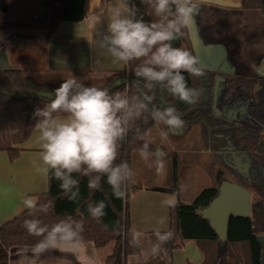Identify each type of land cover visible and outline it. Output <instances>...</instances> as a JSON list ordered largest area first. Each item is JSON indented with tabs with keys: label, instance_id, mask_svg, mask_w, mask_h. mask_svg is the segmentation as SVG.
Returning <instances> with one entry per match:
<instances>
[{
	"label": "crops",
	"instance_id": "0c3cea01",
	"mask_svg": "<svg viewBox=\"0 0 264 264\" xmlns=\"http://www.w3.org/2000/svg\"><path fill=\"white\" fill-rule=\"evenodd\" d=\"M243 1L195 0L198 12L194 25L190 27L198 42L199 67L217 71L227 62L234 73L237 72L238 67L227 50L221 57L215 55L219 43L205 41L200 35L199 23L201 18H214L209 14L221 18L225 15L227 19L229 14L236 12L243 16ZM245 1L250 3L251 14L259 19L260 12L253 10L252 0ZM116 9L124 15L134 12L151 16L147 0H88L83 20L62 21L51 35L35 31L34 35L27 37L29 41L21 42L20 38L19 41L14 39V32L0 30V92L6 95L16 93L5 70H19L24 77L38 84L56 85L74 77L78 82L92 86L94 81L106 80L125 71L127 64L113 63L103 39L109 35L108 22ZM44 14L43 0H0V27L25 25L43 19ZM187 31L190 43V28ZM221 76L233 75L221 73ZM27 116L20 104L0 106V225L13 221L30 209L25 207L26 199L33 200L36 206L39 197L47 194L49 189V173L44 171L46 166L40 159L39 133L35 131V125L42 117L36 114L29 115L30 118ZM52 118L66 119L67 114L56 112ZM155 127L156 130L145 136L153 148L148 151L147 160L140 157L139 151L132 152L128 161L131 175L127 169V179L123 181L128 230L134 249L124 264H203L204 249L195 241L177 240L172 249L170 237L165 240L159 237L170 232L173 206L191 204L203 190L216 186L218 173L228 172L229 165L221 156L226 150L223 137L213 135L200 125L168 129L158 121ZM161 132H167V136H161ZM173 160L177 166L174 187L170 181ZM221 177L222 181L227 180ZM110 243L96 249L90 241L55 242L54 247L50 245L33 256L35 246L6 249L0 242V264H20L22 253L34 259L35 264H104L114 248V242ZM204 247L206 251L211 249L208 245ZM233 247L242 252V263L236 258L238 264H249L244 247L230 245L231 254Z\"/></svg>",
	"mask_w": 264,
	"mask_h": 264
},
{
	"label": "trees",
	"instance_id": "16d2710c",
	"mask_svg": "<svg viewBox=\"0 0 264 264\" xmlns=\"http://www.w3.org/2000/svg\"><path fill=\"white\" fill-rule=\"evenodd\" d=\"M87 1L43 0L45 8L43 19L33 20L25 25L6 24L0 27V30L15 32L12 35L15 40L30 37L35 34V31L51 35L56 25L62 21L78 22L83 20L86 16ZM245 2L247 3L244 0ZM252 3L253 8L257 7L264 13V0H252ZM150 14L155 22L161 19L154 15L151 6ZM141 63L138 61L129 62L125 71L111 75L102 86L108 90L117 80L126 76L127 83L109 89V94L116 92L125 94L130 105L136 103L137 100L147 104V110L142 111L139 117L133 116L128 120V130L124 138L118 141L117 156L113 166L122 163L128 165L130 154L138 151L145 143L148 145L147 152L152 151V145L147 142L145 136L158 123V120L154 119L152 115L155 109L174 107L184 121L183 127L202 124L210 132L219 131L221 134L229 136L237 151L251 154L245 186L249 187L256 199L251 205L250 217L229 216L225 243L219 245L217 234L200 214V211L206 208L218 194V187L222 182V174L218 173L216 186L203 190L191 204L178 203L171 209L169 232L171 233V248L175 247L177 240H192L204 249L203 264H231L229 262L230 245L244 243L249 254V264H261V246L257 237L264 235V136H259V130L264 127V78L260 80L262 90L258 94H253L254 87L259 83L258 80L226 78L223 82L217 105L222 101L229 105L236 100L246 103L245 113L248 116V122L241 127H235L232 121L215 116L212 110L215 72L203 69L202 77L184 74L189 87L203 89V94L197 102L187 104L173 96L164 84L151 82L152 87H147L149 82L134 74V69ZM4 73L14 86L16 93L6 95L0 92V106L23 105V111L28 115V118L32 117L29 115L35 114L34 110L37 107L45 109L49 103V100L35 97L34 94L36 92H51L60 84H38L32 79L24 77L19 70H5ZM82 84L92 86L90 83ZM146 95L152 97L151 102L144 99ZM176 167V162L173 160L170 175L172 187L177 181ZM97 175H100L99 186L97 189H90L88 182ZM122 175L127 176V169H122ZM72 178L78 181V192L74 188L72 192L66 193L60 188L61 181L56 179L52 172H49L47 194L39 197L35 207L26 210L13 221L0 225V242L6 249L13 246L31 247L46 242L47 233L44 236H37L30 234L24 228L23 223L26 219H38L41 226H46L48 229L57 224H71L77 232V236L72 240H67L63 234H57L55 242L90 241L96 249L114 242L113 251L106 258L104 264H124L126 257L134 250L128 230L125 184L122 182L120 185L123 195L117 197L113 194V189L104 174L90 173L88 176H84L80 173H73ZM241 186L244 187V185ZM73 193H75L74 198L69 199ZM99 201H103L106 207L104 215L97 218L90 213L89 206H94ZM77 224L80 225L79 229L76 228ZM207 245L211 246L209 251H206V247H204Z\"/></svg>",
	"mask_w": 264,
	"mask_h": 264
},
{
	"label": "clouds",
	"instance_id": "9594fccd",
	"mask_svg": "<svg viewBox=\"0 0 264 264\" xmlns=\"http://www.w3.org/2000/svg\"><path fill=\"white\" fill-rule=\"evenodd\" d=\"M156 17V22L145 23L143 19H136L134 12L124 15L119 9L113 11L108 22L109 35L104 36L108 52L113 63L128 64L131 61L143 62L134 69L137 77H142L152 83L164 84L167 90L179 101L192 104L197 102L203 94L202 88L189 87L185 73L194 77H202L204 71L199 67V60L189 50L173 47L183 30L195 23L198 12L195 0H147ZM158 69V70H157ZM49 103L43 110H36V115L42 119L36 123L35 131L39 133L41 143L40 159L45 173L52 172L61 181L60 188L66 193L77 189L78 181L72 178L73 173L88 176L90 173L104 174L107 182L117 197L123 195L120 185L127 179L122 175V169H128L126 163L113 166L117 156V144L127 132L128 120L147 110V104L137 100L131 104L125 94L116 92L109 94L106 88L85 86L74 77L63 80L58 87L45 94ZM151 102V96H145ZM62 112L66 119H53L52 114ZM153 118L162 122L168 129L182 127L184 121L177 114L174 107L155 109ZM167 136V132H161ZM148 145L140 148L139 155L147 160ZM161 166V165H158ZM131 175V170L128 169ZM100 175L88 182L90 189H97ZM75 193L69 196L74 198ZM25 207H35L31 199L24 201ZM106 207L103 201L89 206L94 217L104 215ZM24 228L30 234L44 236L46 242L35 246L33 256L39 255L47 247L55 246L57 234H63L67 240L77 236L71 224H57L48 229L41 226L38 219L25 220ZM79 229L80 225H76ZM159 235V234H158ZM171 236V233L160 235L161 240ZM35 264L34 259L22 253L20 264Z\"/></svg>",
	"mask_w": 264,
	"mask_h": 264
},
{
	"label": "flooded vegetation",
	"instance_id": "af4514ba",
	"mask_svg": "<svg viewBox=\"0 0 264 264\" xmlns=\"http://www.w3.org/2000/svg\"><path fill=\"white\" fill-rule=\"evenodd\" d=\"M252 4L253 3L251 2V5ZM249 5H250L249 2L244 3L243 1L242 11L244 12V14L243 16H241L242 17L241 20L243 21L241 22L239 21V23L232 22L233 24L232 28L231 27L228 28V26H231V22L227 18H221V17L201 18L200 23H199L200 35L207 42L219 43L221 41L224 42V40L230 39L232 34L238 35L236 31H240V33H243L244 31H246L248 33L247 34L245 33V36H244V33L242 34L244 36V37H241L242 41H256V42H259L262 47H264V13L255 6L256 8H253V10H258L260 12L261 17L257 20L259 23L251 24L250 21H248V17L250 16L254 17V15L251 14L252 9L250 8L251 6ZM235 24H238V26L239 25L241 26L239 27L237 26V28L236 27L233 28ZM183 31H184L183 35L179 36L180 43L178 45L183 46L184 44H186V49L189 50L193 54V51H191L192 50L191 44L188 41V36H189L188 31L187 29ZM228 55L230 59L234 62V64L238 67V70L236 73L233 74V76L227 77V79L242 78V79L258 80L259 83L254 87V90H253V94H258L262 90V85L260 84V80L264 78V51L262 50L261 52L259 51L254 52V54L250 55L248 54V52H246V50H243L242 55L238 56V58H235V60L232 59V56L230 53ZM213 72L216 73V76H221V73H219V70L213 71ZM222 84L223 82H221L218 86L217 97H216V109L214 110L212 107L214 115L229 119V121L230 122L232 121L235 127H241L245 123L248 122V116L245 113L246 103H244V101L236 100L235 102L229 105H226L224 101H222L221 104L217 105L218 95L220 93V90L222 89ZM212 102H213V96H212ZM195 125H200L204 129L208 130L202 124H195ZM210 133H214L213 135H220L223 137L222 144L225 146L226 150L223 151L224 153H222L221 156L223 159L222 161L225 162L227 165H229V167L232 166L233 162L238 158H240L239 160L241 161V163L249 162L251 154L241 153L237 151L235 149L234 142L229 138V136L221 134L219 131H214ZM259 136L261 137L264 136V127H262L259 130ZM228 173L233 174V175L235 174L231 172V168H229ZM263 178H264V175H263ZM245 180L247 182V179ZM245 185L246 184H244V187L250 192V198H251L252 191L249 189V187L247 188ZM253 202L254 201H252V203ZM250 215H251V207H250Z\"/></svg>",
	"mask_w": 264,
	"mask_h": 264
},
{
	"label": "water",
	"instance_id": "95a60500",
	"mask_svg": "<svg viewBox=\"0 0 264 264\" xmlns=\"http://www.w3.org/2000/svg\"><path fill=\"white\" fill-rule=\"evenodd\" d=\"M190 28V44L192 51L196 57H198L197 53V40L195 39L194 35H192L193 31H191ZM180 43V38L173 42V47L178 45ZM226 67H221L219 69V73H227L229 75H233L234 71L231 68V71L225 70ZM206 70H212L215 71L212 68H202ZM127 78L122 77L121 79L117 80L109 89H112L115 86H118L122 83L126 84L127 83ZM225 78L222 76H216L215 77V82H214V87H213V109H216V97H217V91H218V86L221 82H224ZM46 93L49 92H36L34 95L35 97L38 98H45L49 100V98L46 97ZM163 102V98L161 99ZM235 115V113H234ZM226 119V118H225ZM229 120V119H226ZM183 127V126H182ZM181 128V127H179ZM240 158L236 159L231 168V170L240 176L243 179H247V173H248V167L249 164L248 162L246 163H241L239 160ZM250 207H251V202H250V192L242 187L241 185L226 180L222 181L218 187V194L215 198L211 200L209 205L202 209L200 211L201 216L206 219L210 225V227L215 231V233L218 236V241L219 245H223L226 240V232H227V223L229 216H239V217H248L250 215ZM257 241L259 245L261 246V264H264V235H260L257 237Z\"/></svg>",
	"mask_w": 264,
	"mask_h": 264
},
{
	"label": "rangeland",
	"instance_id": "374dc122",
	"mask_svg": "<svg viewBox=\"0 0 264 264\" xmlns=\"http://www.w3.org/2000/svg\"><path fill=\"white\" fill-rule=\"evenodd\" d=\"M230 15L232 17H230ZM209 16L210 17H216L215 14H209ZM228 16H229L228 19L231 22V26H228V28H230V27L232 28V25H233L232 22H238L239 23V21L240 22L243 21V20H241L242 19L241 15H238L237 12L236 13H233V14H229ZM223 17L226 18L225 15ZM135 18L136 19H143L145 23L155 22L154 19H153V17L149 16L148 14H144V13H135ZM257 20H258V18L251 17V16L248 17V21H250L251 24H257V23H259ZM237 26H238V24H235V26H233V28H235V27L237 28ZM239 26H241V25H239ZM236 32L238 33V35L232 34V36H231L230 39L224 40V42L223 41L219 42V46H218V49H217V52L215 53V55H217L218 57L219 56L221 57L225 53V50H227L228 51V54L230 53L231 56H232V59L235 60V58H238V56H241L242 55L243 50H246V52H248V54H250V55L254 54V52H258V51L261 52L262 50L264 51V47H262L259 42H256V41H242L241 37H244L245 36V33L247 34L248 32L244 31L243 32L244 33V36L242 35L243 33H240V31H236ZM183 33H184V31L182 32L181 35H183ZM240 35H242V36H240ZM19 40L21 42H23V41H29V38H27V37H26V39L20 38ZM28 44L30 45V43H28ZM176 47H181V48H185L186 49V44H184L183 46L182 45H180V46L177 45ZM136 61H138V63H141L143 61V59L136 60ZM223 67H226L227 68L226 69L227 72L228 71H231V67H230L229 63L225 62L223 64ZM106 80L105 79H99L98 81H94L93 84H94V86L102 87V86L105 85ZM21 106L24 108L23 105H21ZM38 109L39 110H43V109L37 107L34 110V113L35 114H36V110H38ZM153 130H156V127L155 126H154ZM150 171L153 172L152 170H150ZM222 176H223L224 179H227L229 181L235 182L237 184H239V183H241L243 185L244 184H247V182H246L245 179L241 178L237 174H234V175L233 174H230V173L226 172L225 170L222 172ZM147 181H149V179H147ZM255 199H256V197L254 196V194L251 193V203ZM111 245H112V243H110V246ZM240 245H242L244 247V254H246L247 257H249L248 250H247V246H245L244 243H240ZM232 253L233 254H231L230 257H229V262L231 264H236V262H237L236 261V258L238 257L239 260H240L241 253L242 252H240L239 249L233 247L232 248ZM240 263H242V260H240Z\"/></svg>",
	"mask_w": 264,
	"mask_h": 264
}]
</instances>
